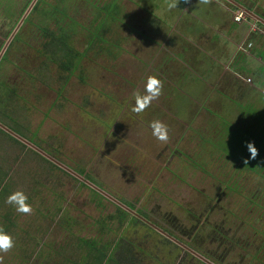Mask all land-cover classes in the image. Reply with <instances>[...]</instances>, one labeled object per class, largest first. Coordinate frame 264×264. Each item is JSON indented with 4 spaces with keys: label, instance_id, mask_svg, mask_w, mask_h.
Returning <instances> with one entry per match:
<instances>
[{
    "label": "rangeland",
    "instance_id": "1",
    "mask_svg": "<svg viewBox=\"0 0 264 264\" xmlns=\"http://www.w3.org/2000/svg\"><path fill=\"white\" fill-rule=\"evenodd\" d=\"M111 1L115 2L94 0L92 4L101 7ZM116 1L122 19L110 22V34L118 35L121 42L92 44L89 33L79 31L70 45L85 55L66 82L64 73L35 54L40 40L24 23L30 11L25 17V12L17 16L25 0H14L18 8L12 16L0 9L1 50L7 45L2 54L6 52L7 59L0 63V81L15 89L18 108L25 101V110L19 108L18 117L14 115L17 120L0 112V122L22 126L26 141L25 146L19 145L0 133V228L13 237L15 244L0 253V264H80L86 253L80 244L83 238H97L101 243L116 240L114 261L108 264H206L200 259L197 262L196 256L144 219L160 229L173 220L174 228L193 230L192 241L188 245L180 243L191 249L194 242L205 241L199 254L205 260L202 255L217 260L226 250L224 261L211 264H247L249 258L241 255L251 254L264 238V112L246 101H236L232 105L239 112L248 111L255 118L230 126L227 117L218 115L219 110L209 112L217 115V123L209 113L204 116L198 109L185 110V115L196 112L189 123L191 117L175 109L166 124L168 140L145 139L151 132L137 120L142 118L148 125L153 118L161 121L163 116L157 115L162 111L150 104L139 114L131 112L132 94H144V80L139 84L143 74H155L153 66L177 56L179 42L172 47L170 41L178 36L167 41L166 35L152 36V32L159 33V24L146 12L158 13L154 0ZM254 1L261 4L257 11L261 8L264 12V0ZM78 6L75 20L88 26L93 16L90 8L79 2ZM33 18L36 21L39 16ZM259 28L264 33V27ZM108 35L104 34L105 40H109ZM257 48L259 44L252 41L249 50ZM241 62L247 64L243 58L235 64ZM172 66L166 70L169 75L165 79L159 78L162 88L185 84L190 77L177 73L178 64ZM244 80L243 86L248 84L247 77ZM231 95L234 97L228 93V97ZM249 142L254 147L261 144L262 150L246 164ZM80 171L99 186L81 176ZM17 189L27 195L31 213H18L5 203L6 196ZM122 201L132 204L134 210L129 209L133 214L117 204L124 205ZM116 206L136 220L127 216L121 225L115 220L105 222L107 215L115 214ZM105 223L108 227L103 229ZM215 233L228 236V245H217L221 237H213ZM231 237H239V243ZM213 239L216 242L211 243ZM230 243L233 250H229Z\"/></svg>",
    "mask_w": 264,
    "mask_h": 264
},
{
    "label": "crops",
    "instance_id": "2",
    "mask_svg": "<svg viewBox=\"0 0 264 264\" xmlns=\"http://www.w3.org/2000/svg\"><path fill=\"white\" fill-rule=\"evenodd\" d=\"M165 1L154 0L155 10L158 13L147 11L146 16L158 21L159 24V33L152 32V36L165 38L164 35H166V41L171 36H178L173 43L172 41L170 43L173 47L178 41L180 53L178 50L177 56L170 57V59L168 57L171 55L167 54L168 60L159 63L156 68L153 66L152 71L158 78L165 79V76L169 75L166 70L173 69L172 65L174 63L180 66L179 69L175 68L178 74H182V76L185 74L187 78L190 77L185 84H179V86L172 87V89L171 87L162 88L160 96L150 103L158 111H162L157 115L163 116L161 122L165 125L169 124V118H172L174 114L172 110L177 109L181 110L185 117L189 115L191 117L189 123H192V120L196 117V112L185 115L187 112L185 110L198 109L199 112H203L204 116L211 110L221 111L218 115L227 117L228 121L226 122L228 125L233 124L235 121L249 123L248 120L255 118V114L248 111H244L245 114L239 112L232 105L236 101L240 103L246 101L254 105L256 110L264 112V69L259 72L261 67L264 68V60L260 56L264 51V33L260 31L261 29L253 31L256 25L255 22H259L257 18L264 20L263 10L260 8V12L257 11L261 4L254 0H245L246 4L238 2L247 6L252 15L247 13L249 18L247 17L246 21L236 23L233 18L239 8H233L234 4L227 0ZM170 4L173 6L169 7ZM203 6L206 9H203ZM114 12L117 16L106 22V27H108L106 34H109L106 37L109 40H106V42L119 44L121 41H119L118 35L110 34V22H118L119 19H122V14L119 10ZM105 13L109 16L108 12ZM177 13H179L178 17ZM150 29H153L152 25ZM112 37L113 40L110 41ZM252 41L259 44V48L244 52L239 49L241 45L245 48V45L252 43ZM145 42L149 44L146 39ZM167 45H169V42ZM110 47L115 48V46ZM242 58L246 60L247 64L244 65L242 62L235 64V61ZM149 67L148 65L147 69ZM142 72L145 73V71ZM246 77L248 84L243 86ZM143 78L144 74L139 84L144 80ZM228 93H233L234 97L232 95L228 97ZM199 112L197 116L201 117ZM211 113L209 115L217 123V115ZM261 117L264 119V114ZM153 120L155 119L153 118ZM137 121L141 122L140 125H144L146 132L150 130L148 124L142 118ZM147 138L157 141L152 134H147L145 139Z\"/></svg>",
    "mask_w": 264,
    "mask_h": 264
},
{
    "label": "trees",
    "instance_id": "3",
    "mask_svg": "<svg viewBox=\"0 0 264 264\" xmlns=\"http://www.w3.org/2000/svg\"><path fill=\"white\" fill-rule=\"evenodd\" d=\"M4 1L5 3L4 2L2 3L0 1V9L3 7V10L6 11L8 15L12 16L15 13L14 11L18 8V5L14 3V0H4ZM52 1L53 3L48 2L46 4L44 0H36L32 8L30 9L28 17L24 20V23H27L31 26L30 29L32 35L34 37H37L38 40H40L39 41L40 45L36 48L35 54L45 59L46 62L54 64L59 71L64 73L65 74L64 82H66L70 77V75L73 73V71H75V69L79 67L80 61L82 57H84L85 55L75 50L70 45V43L73 41V39L75 38V36L79 31L85 30L84 33L85 34L89 33L87 34V38L89 39V41L92 39L91 41L92 44L102 45L104 41H106L104 39V34H106V31H108V27H106L107 26L106 22L113 20L117 16V14L114 11L118 10V6L116 4V0L115 2L111 1L109 3H106L101 7L94 6L92 4L94 0H52ZM31 2L32 0H25L20 12L17 14L18 17L27 10ZM78 2L79 4L81 3V5L85 7L87 6V10L90 8V12L93 15L92 19L89 20L88 26H85L84 24L85 26L84 27L82 24H79L77 20H75L74 15L77 14L80 9L78 6ZM105 12H108L109 16H107ZM33 15H35V17L39 16V18L36 21H34ZM259 26L264 27L262 24H259ZM10 32L11 31H9L5 35V38H7L8 35H10ZM92 34L94 35V37L92 36ZM3 43L4 42L2 41L0 42V50ZM100 48H102V46H100ZM260 56H262L264 60V51L261 53ZM6 57L7 54L5 52L4 56L0 59V63L3 60H6L7 59ZM15 93L16 91L13 87L8 86L6 82L3 83L2 81H0V107H1L0 112L1 114L3 113L6 117H9L10 119L15 118L14 115L18 117V112H20L19 108H21L23 111L25 110L24 109L25 101H23V104L19 106V108L18 106L15 105V101H14L16 97ZM8 100H11L10 102H8V105L12 107L11 110H8L9 107L8 105H6L7 104L6 102ZM16 125L17 124L13 123L12 126H7V125L6 126L12 132L17 134L20 132L16 129L17 127ZM0 133L7 135V137L10 140L12 139V141L18 142V140H16L11 134H8L1 128H0ZM257 141H259L260 143V138H258ZM255 148L257 149V151L260 149L262 150L261 144ZM248 155L249 153L246 154L247 159L244 160V163L245 161H247L246 164H248V159H249ZM51 164L54 166L53 163ZM79 174L87 178L88 181L99 186L88 176H85V172L80 171ZM82 185L85 184L82 183ZM90 190L95 195H97V197L104 199L101 194L97 193V191L93 189ZM122 203L131 210H134V207H132L131 203H127L126 201L124 202L122 201ZM115 208H116L115 214L107 215L106 218L104 219L105 222L115 220L119 225H121L123 224L124 220H126L127 216H130L131 218L136 220L134 216L130 215L123 208L118 206H116ZM136 212L139 215L143 216V214L140 213V211L136 210ZM102 227L104 229L105 227H108V224L105 223L102 225ZM195 227L196 226H194L193 228ZM164 231L170 234L173 238H175L179 242L183 241L184 243H186V240L182 238V234L178 232L177 229L176 231L178 232V234H175L167 229H164ZM212 232H216V231L212 229ZM215 234L216 235H212V236L215 238L222 237V239H218L217 242L214 241V239L210 240L211 243L216 242L217 245L220 246L222 243L225 242L226 245H228L227 241L225 240V237L218 235L219 233H215ZM212 236L207 237V239L212 238ZM192 238H194L193 235L191 236V241ZM231 238L234 239V242L239 243V237H237L236 239L233 237ZM109 241L110 242L107 241L101 243L98 241L97 238L80 239V244L83 245L84 248H86L85 256L83 260L80 261V264H104V263L108 264L109 262L114 261L113 254L117 250L118 243H116V240L113 241V239ZM204 245H205V241H196L194 242V244L191 245V249L196 250L198 254H202L201 248ZM229 246L231 247L229 250L234 249V244L230 243ZM202 256L213 263H217V260L219 259L221 261H224L228 256V254H226V250H225L222 254L218 256L219 258H217V260H215L216 259L215 257H211L207 254H205V256L204 255ZM242 257L249 258L247 264H264V238L258 245L254 247V250L252 251L251 254L243 253L241 255V258ZM196 261L201 262L199 259H196Z\"/></svg>",
    "mask_w": 264,
    "mask_h": 264
},
{
    "label": "clouds",
    "instance_id": "4",
    "mask_svg": "<svg viewBox=\"0 0 264 264\" xmlns=\"http://www.w3.org/2000/svg\"><path fill=\"white\" fill-rule=\"evenodd\" d=\"M173 5H169L172 7ZM144 94L134 91L132 99L134 103L131 105V112L139 114L143 112L150 103L157 99L161 94L162 81L155 75L149 74L144 78ZM151 134L157 140L166 142L168 140V128L159 121L153 120L149 123ZM249 153V159H255L257 156V149L249 142L246 144ZM247 162V161H245ZM5 203L12 205L16 212L22 214H29L32 211L31 205L28 203V197L21 189L10 192L6 198ZM15 246L13 237L9 235L3 228H0V253H6Z\"/></svg>",
    "mask_w": 264,
    "mask_h": 264
},
{
    "label": "flooded vegetation",
    "instance_id": "5",
    "mask_svg": "<svg viewBox=\"0 0 264 264\" xmlns=\"http://www.w3.org/2000/svg\"><path fill=\"white\" fill-rule=\"evenodd\" d=\"M233 4H234V7L235 8H238V7H236V5H239V6H241L242 8L241 9H239V11H242L243 12V14H244V20L246 21V18L248 17V14L246 13V11L245 10H248V8H247V6H244V5H242V4H239L238 3V1L237 0H235V1H233ZM249 11V10H248ZM250 12V11H249ZM256 23V25L254 26V28L253 29H255V31L256 30H258V29H260L259 28V24H261V23H257V22H255ZM263 25V24H262ZM264 26V25H263ZM258 27V28H257ZM261 31V30H260ZM246 47L244 48L242 45L239 47V49L242 51V52H244V51H249V49L251 48V43H247L246 45H245ZM8 119H9V117H7ZM7 120V119H6ZM8 123H6V124H3V123H1L0 122V128L2 129V130H4L5 131V129L4 128H6V129H9V128H7V126H12L13 125V123H10L9 125H7ZM12 124V125H11ZM16 124V123H15ZM7 125V126H6ZM16 126H18V127H16V129L20 132V133H17L16 135L17 136H19V137H21L22 139H23V141L22 142H20L21 140H19L18 138H15L14 136V138L16 139V140H18V142H15V141H13V142H15V143H17V144H19V145H24L23 143H26V141L24 140V135H25V133L24 132H22L21 131V129H23L22 128V126H20L19 124H17ZM10 130V129H9ZM11 131V130H10ZM6 132V131H5ZM8 133V132H7ZM14 133V132H13ZM25 141V142H24ZM25 146V145H24ZM138 214V213H137ZM139 215V214H138ZM140 219L141 220H143L144 218L143 217H140ZM144 221L147 223V224H151V223H149L146 219H144ZM166 222H168L167 223V227H162L161 229L160 228H158V227H156V226H154L153 224V226L155 227H153L156 231H158V232H160V231H162L163 233H166L168 236H171L170 234H168L167 232H165L164 231V229H167V230H169V231H171V232H173V233H175V234H178V232H180L181 234H182V237L186 240V244H188L189 243V241L191 240V236L192 235H194V232H191V231H188V232H186V230L185 229H183V228H180L179 226L178 227H176L175 229H177L178 230V232L174 229V227L172 226V223H173V220L171 221H166ZM201 224H202V222H201ZM200 226V225H199ZM195 229H196V227H195ZM194 229V230H195ZM161 233V232H160ZM162 234V233H161ZM165 236V235H164ZM223 237H225V240H226V238L228 237V236H226V235H222ZM166 237V236H165ZM172 237V236H171ZM221 239H222V237H221ZM182 244V243H181ZM183 246H185V247H187L188 249H190L189 248V246H186L185 244H183ZM188 251V250H187ZM208 262H210V263H212L211 261H208Z\"/></svg>",
    "mask_w": 264,
    "mask_h": 264
},
{
    "label": "water",
    "instance_id": "6",
    "mask_svg": "<svg viewBox=\"0 0 264 264\" xmlns=\"http://www.w3.org/2000/svg\"><path fill=\"white\" fill-rule=\"evenodd\" d=\"M35 1L36 0H32V2L30 3V5H29V7L27 8V10L25 11V13L23 14L24 16L23 17H25V15H27L28 14V12L30 11V9L32 8V6L34 5V3H35ZM227 1H229V2H232L233 3V1L232 0H227ZM236 7H238L239 9H241L242 7L241 6H239V5H236ZM246 11V13H248V14H251L248 10H245ZM252 15V14H251ZM254 16V15H253ZM255 17V16H254ZM23 19H21V21H22ZM257 20L261 23V24H263L264 25V20H262V19H260V18H257ZM13 34L14 33H12V36H13ZM7 45L5 44L4 45V47L2 48V50H1V52H0V58L2 57V54H3V52H4V48L6 47ZM5 129V131L6 132H8L9 134H11L12 136H14L15 138H18L19 140H21V141H23V139L21 138V137H19V136H17L16 134H14L12 131H10L9 129H6V128H4ZM25 142V141H24ZM50 159V158H49ZM51 161H53V160H51ZM54 162V161H53ZM59 166H61V167H63L65 170H69L68 168H66V167H64V166H62V165H60V164H58ZM70 171V170H69ZM72 174H75V173H72ZM77 176V175H76ZM84 181V180H83ZM86 184H88V185H90L91 187H93V185L92 184H90L89 182H87L86 181ZM100 193H102V192H100ZM103 195H105L104 193H102ZM118 205H120V206H122L124 209H126V210H128V211H130L131 212V210L128 208V207H126V206H124V205H122V204H120V203H117ZM132 213V212H131ZM133 214V213H132ZM136 215V214H135ZM137 216V215H136ZM152 227H154L152 224H150ZM155 228V227H154ZM163 235H165L167 238H169L170 240H172L173 242H175L176 244H178V245H180V246H182V247H184L186 250H188L190 253H192L194 256H196L198 259H200V260H202V261H204L206 264H211L210 262H208L207 260H205V259H203L199 254H197V253H195L194 251H192L191 249H188L187 247H185V246H183V244H181L178 240H176L175 238H173V237H171V236H168L166 233H163L162 231H160Z\"/></svg>",
    "mask_w": 264,
    "mask_h": 264
},
{
    "label": "built area",
    "instance_id": "7",
    "mask_svg": "<svg viewBox=\"0 0 264 264\" xmlns=\"http://www.w3.org/2000/svg\"><path fill=\"white\" fill-rule=\"evenodd\" d=\"M233 20H234L236 23H241L242 21H245V20H244V14H243V12H242V11H238V12L235 14Z\"/></svg>",
    "mask_w": 264,
    "mask_h": 264
}]
</instances>
